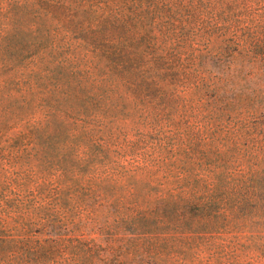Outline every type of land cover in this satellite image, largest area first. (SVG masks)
I'll return each instance as SVG.
<instances>
[{
	"label": "trees",
	"instance_id": "trees-1",
	"mask_svg": "<svg viewBox=\"0 0 264 264\" xmlns=\"http://www.w3.org/2000/svg\"><path fill=\"white\" fill-rule=\"evenodd\" d=\"M64 27L104 53L115 49L121 75L139 64L137 38L188 55L209 131L184 133L183 150L167 151L176 144L162 139L154 152L107 165L68 156L50 177L56 147L69 140L66 121L52 114L60 104L41 120L19 119L8 137L18 155L2 157L0 264H254L241 234L247 222L264 227V179L238 160L217 163L222 147L237 148L243 112L264 113V84L248 95L239 82L246 66L264 75V0H0L7 61L46 51ZM28 91L0 98V121L30 106ZM50 94L55 102L68 93Z\"/></svg>",
	"mask_w": 264,
	"mask_h": 264
},
{
	"label": "rangeland",
	"instance_id": "rangeland-1",
	"mask_svg": "<svg viewBox=\"0 0 264 264\" xmlns=\"http://www.w3.org/2000/svg\"><path fill=\"white\" fill-rule=\"evenodd\" d=\"M78 32L60 28V32L51 37L55 42L34 56L19 50L7 61L0 54V98L6 97L8 92L19 97L23 95L17 93L20 89L23 92L29 90L28 93L33 95H24L30 106L20 115H15L9 123L6 121L8 116L0 121V175L4 168L7 169L2 157L11 152L17 154L8 141L17 129L10 128L19 119L25 122L43 119L50 111L49 103L55 107L60 104L59 110H53L52 114L58 122L66 121L69 139L56 147L52 160L54 167L44 173L50 177L59 176L57 165L68 156H83L96 161V165L100 162L107 165L110 161L131 160L137 155L154 152L162 139H173L176 144L167 151L183 150L184 133L191 128L196 133L199 128L202 134L209 131L208 119L199 114L201 103L195 93L193 70L186 60L188 55H168L161 41L150 47L137 38L131 41V52L136 54L139 64L134 67L133 63L132 68L121 75L115 69L116 56L111 55L115 49L104 53L81 39L83 34L78 35ZM20 44L23 46L25 42ZM135 57L132 56V60ZM159 57L162 60L158 63ZM135 81L145 82V85L132 86ZM239 82L250 95L264 84V75L260 69L246 66ZM65 90L67 95H57L55 102L52 101L50 93ZM262 112L245 110L239 121L236 119L241 127L237 148L233 145L222 147L226 156L217 163L238 165L234 163L238 160L243 170L249 173L252 169L256 173L258 181L264 179ZM24 124L20 122V126ZM62 131L66 132L65 129ZM235 149V153L229 151ZM197 162L206 167L205 160ZM19 165L28 168L23 162ZM254 225L247 222L241 234L244 259L264 264V227Z\"/></svg>",
	"mask_w": 264,
	"mask_h": 264
}]
</instances>
